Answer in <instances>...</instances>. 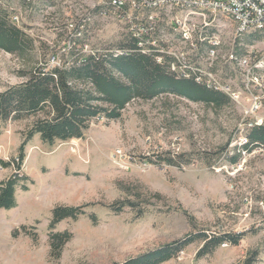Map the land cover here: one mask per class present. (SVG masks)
I'll use <instances>...</instances> for the list:
<instances>
[{"label": "rangeland", "instance_id": "374dc122", "mask_svg": "<svg viewBox=\"0 0 264 264\" xmlns=\"http://www.w3.org/2000/svg\"><path fill=\"white\" fill-rule=\"evenodd\" d=\"M0 12L32 38L35 47L24 60L0 50V91L23 82L18 72L44 54L38 50L40 43L62 49L78 24L87 33V51L94 47L116 52L128 33L105 0H0ZM212 23L229 26V19L212 17ZM164 33L188 48L172 25L164 26ZM250 33L254 31L244 35ZM245 36L243 43L248 45ZM263 40L249 47L260 44L263 50ZM229 44H234V36L217 46L218 56L211 61L219 65L216 80L231 99L220 110L171 95L134 100L119 120L93 121L82 139L50 146L35 136L27 142L19 172L26 179L20 185L27 190L17 188L16 207L0 210V264H116L200 231L245 236L238 246L222 245L204 258L196 257L201 243H194L164 264H236L252 249L259 250L258 264H264V148L242 154L236 164L223 159L224 148L230 156L241 145L234 131L242 132L245 120L250 118L248 127L264 120V105L255 114L258 118H251L250 95L233 103L238 79L232 84L222 68L228 63ZM47 59L57 63L50 54ZM243 59H233V66L242 65ZM257 68L261 71L255 74H264V64ZM263 98L260 93L255 101ZM30 123H0V181L14 173L13 167L4 168L1 162L18 158ZM180 154L191 159L190 164L158 163L159 157ZM201 156L210 160H199ZM124 199L135 208L120 213L108 208ZM84 205H90L85 215L63 220L52 230L72 234L60 258L53 260L51 211Z\"/></svg>", "mask_w": 264, "mask_h": 264}, {"label": "trees", "instance_id": "16d2710c", "mask_svg": "<svg viewBox=\"0 0 264 264\" xmlns=\"http://www.w3.org/2000/svg\"><path fill=\"white\" fill-rule=\"evenodd\" d=\"M86 34L84 27L78 24L73 30L72 39L62 49H49L40 43L38 50L44 51V54L36 61H31L30 66V63H26V69L18 72L23 82L0 91V123L31 120L24 133L18 158L1 162L4 168L13 167L15 171L10 178L0 181V210L16 207L17 188L27 190L25 185H20L26 179L20 178L19 172L25 157L24 146L35 136L50 146L56 141L82 139L93 121L102 118L107 121L119 120L125 107L134 100L151 101L171 95L215 110L231 104L227 94L209 87L202 78L186 74L175 76L167 60L161 64L157 62L155 55H160V48H151V54L143 53L137 46L138 40L130 33H127L116 52L100 51L94 47L87 51L89 43ZM243 35L233 51L234 62L247 55L249 45L264 38V31L244 35L248 45H244ZM212 48L210 43H202L201 53L207 55ZM34 49L32 38L13 25L5 12H0V50L24 60L25 53ZM46 54H50L57 63L47 59ZM239 131H234V137L246 141H241V145L232 150L233 155L229 156L227 149H223L226 150L223 159L231 164H236L243 152L246 154L253 148H264V125L253 122L251 127ZM199 160L210 159L201 156ZM162 162L178 167L190 164L191 159L182 154L166 155L158 158V163ZM153 196L160 199L158 194ZM88 206H58L51 211L49 244L53 260L60 258L72 234L67 231L54 233L52 230L63 220H76L85 215L84 210ZM126 207L135 208V204L124 199L108 206L115 213L122 212ZM91 220H95L93 215ZM244 236V233L200 231L116 264H164L198 242L201 247L196 257L204 258L211 256L222 245L238 246ZM258 257L259 250L252 249L236 264H258Z\"/></svg>", "mask_w": 264, "mask_h": 264}, {"label": "built area", "instance_id": "2783aa9c", "mask_svg": "<svg viewBox=\"0 0 264 264\" xmlns=\"http://www.w3.org/2000/svg\"><path fill=\"white\" fill-rule=\"evenodd\" d=\"M207 4V12H188V5L194 0H105L109 11L124 21L127 32L137 41L143 53H150L151 48H160V55H155L158 63L169 62L170 71L175 75H193L202 78L203 82H211V88L224 90L223 84L215 77L218 64L211 63V57L201 53L202 43L227 44V36H234V44H229L230 54L225 69L228 81L238 79L234 86L233 103L239 98L250 95L254 104L248 114H255L264 105V74H255L256 64H264V49L259 45L248 47L242 65L233 66L232 55L241 30L252 27L264 28V0H201ZM213 14H222L229 19V26L212 23ZM178 25L186 29L188 48L176 44V38L166 36L164 26ZM247 100V99H246ZM260 118V117H259ZM250 125V118L245 120L242 128ZM261 125L264 120L261 119ZM241 129V130H243ZM241 141H246L240 138ZM243 154H245L243 152Z\"/></svg>", "mask_w": 264, "mask_h": 264}, {"label": "bare ground", "instance_id": "6f19581e", "mask_svg": "<svg viewBox=\"0 0 264 264\" xmlns=\"http://www.w3.org/2000/svg\"><path fill=\"white\" fill-rule=\"evenodd\" d=\"M195 8H196V10L198 12H207V4L204 3L201 0H194V5H188V12H195ZM220 16H222V14H213L212 15L213 18L214 17H220ZM172 27H173V31L177 34L178 38L180 40H183V41L188 43V36H186V29H184L182 26H178V25H172ZM260 30L264 31V28L252 27V29H243V30H241V34H244V33L250 32V31L256 32V31H260ZM263 42H264V40H263ZM210 44L212 45L213 48L209 49L208 54L205 55V56L206 57H211V61H212V59H214V58H216L218 56L216 48L219 45V43H210ZM242 62H243V60L241 61V63ZM260 69L261 68H257V64H256L255 70L261 71ZM206 85L211 87V82H206Z\"/></svg>", "mask_w": 264, "mask_h": 264}]
</instances>
